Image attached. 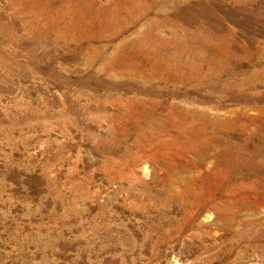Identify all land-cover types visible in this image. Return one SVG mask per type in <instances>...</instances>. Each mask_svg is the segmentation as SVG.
Segmentation results:
<instances>
[{"label":"rangeland","instance_id":"rangeland-1","mask_svg":"<svg viewBox=\"0 0 264 264\" xmlns=\"http://www.w3.org/2000/svg\"><path fill=\"white\" fill-rule=\"evenodd\" d=\"M0 264H264V0H0Z\"/></svg>","mask_w":264,"mask_h":264}]
</instances>
